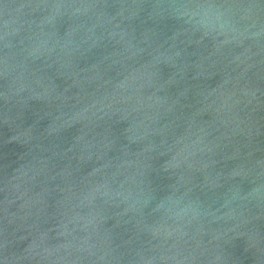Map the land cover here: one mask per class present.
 Returning a JSON list of instances; mask_svg holds the SVG:
<instances>
[{
    "label": "water",
    "instance_id": "1",
    "mask_svg": "<svg viewBox=\"0 0 264 264\" xmlns=\"http://www.w3.org/2000/svg\"><path fill=\"white\" fill-rule=\"evenodd\" d=\"M0 264H264V0H0Z\"/></svg>",
    "mask_w": 264,
    "mask_h": 264
},
{
    "label": "clouds",
    "instance_id": "2",
    "mask_svg": "<svg viewBox=\"0 0 264 264\" xmlns=\"http://www.w3.org/2000/svg\"><path fill=\"white\" fill-rule=\"evenodd\" d=\"M175 9L180 10L182 15L189 16L196 24L209 30L215 29L217 25L223 26V18L226 15L224 11L213 5L199 6L195 10L186 5H178Z\"/></svg>",
    "mask_w": 264,
    "mask_h": 264
}]
</instances>
